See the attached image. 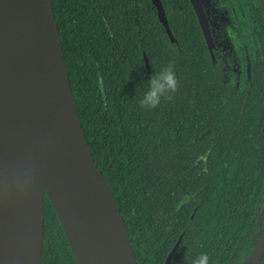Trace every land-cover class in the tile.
Here are the masks:
<instances>
[{
    "label": "trees",
    "instance_id": "1",
    "mask_svg": "<svg viewBox=\"0 0 264 264\" xmlns=\"http://www.w3.org/2000/svg\"><path fill=\"white\" fill-rule=\"evenodd\" d=\"M162 2L175 42L152 0H52L78 112L138 264H166L180 237L171 264H244L264 227L263 9L208 0L214 64L191 1ZM169 61L179 92L141 109ZM44 215L42 264H78L46 192Z\"/></svg>",
    "mask_w": 264,
    "mask_h": 264
},
{
    "label": "water",
    "instance_id": "2",
    "mask_svg": "<svg viewBox=\"0 0 264 264\" xmlns=\"http://www.w3.org/2000/svg\"><path fill=\"white\" fill-rule=\"evenodd\" d=\"M190 1L215 64L209 17L201 0ZM152 2L175 42L162 0ZM45 192L78 264H138L86 137L52 0H0V264H42ZM89 224L93 231L82 246L76 232ZM263 255L264 227L249 256L259 258L251 264Z\"/></svg>",
    "mask_w": 264,
    "mask_h": 264
},
{
    "label": "clouds",
    "instance_id": "3",
    "mask_svg": "<svg viewBox=\"0 0 264 264\" xmlns=\"http://www.w3.org/2000/svg\"><path fill=\"white\" fill-rule=\"evenodd\" d=\"M145 84L146 90L138 101L141 109L155 110L160 107L162 101L172 100L181 87L175 63L169 61L159 71H154ZM139 87L140 85H137V88ZM252 211L256 214L259 211V205H254ZM256 230H259V226ZM191 264H212V261L207 252H201L191 261Z\"/></svg>",
    "mask_w": 264,
    "mask_h": 264
},
{
    "label": "bare ground",
    "instance_id": "4",
    "mask_svg": "<svg viewBox=\"0 0 264 264\" xmlns=\"http://www.w3.org/2000/svg\"><path fill=\"white\" fill-rule=\"evenodd\" d=\"M93 231V225L89 224L81 229H79L76 232V236L78 237L80 243L82 244V246L84 245V243L86 242V239L89 237V235L92 233ZM84 251V249H83ZM259 256L256 257H250L245 264H251L252 262L258 260Z\"/></svg>",
    "mask_w": 264,
    "mask_h": 264
},
{
    "label": "rangeland",
    "instance_id": "5",
    "mask_svg": "<svg viewBox=\"0 0 264 264\" xmlns=\"http://www.w3.org/2000/svg\"><path fill=\"white\" fill-rule=\"evenodd\" d=\"M204 7L207 9V14H209V8H208V0H201Z\"/></svg>",
    "mask_w": 264,
    "mask_h": 264
}]
</instances>
